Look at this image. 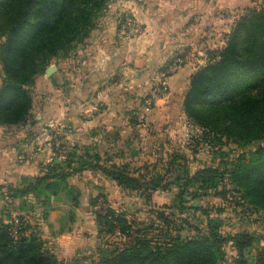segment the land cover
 <instances>
[{"label":"trees","instance_id":"16d2710c","mask_svg":"<svg viewBox=\"0 0 264 264\" xmlns=\"http://www.w3.org/2000/svg\"><path fill=\"white\" fill-rule=\"evenodd\" d=\"M104 3L105 0H0V19L7 38L1 52L7 81L0 90V124L25 122L33 109L25 86L46 72L52 60L67 54L78 35L92 29L93 17ZM207 58L208 62L190 78L183 102L185 115L206 131L205 140L211 135L218 141L242 145L264 141V7L242 16L227 36L225 46L208 50ZM84 151L82 155L76 150L70 152L62 162L55 159L45 166L44 176L21 188L8 187L10 197L23 199L25 208V199L31 195L46 204L65 191L77 206L79 194L68 179L90 169L101 171L124 190L137 192L147 208L153 205V193L177 187L176 199L182 211L187 209L185 198L194 197L191 190L195 186L201 190L215 188L228 179L242 199L264 214V146L194 173L185 156L173 154L162 172L150 171L149 176L139 178L131 176L127 166L107 167L101 164L98 153L90 148ZM75 157H79L78 167L72 166ZM93 205L101 207L96 212L99 236L119 238L120 242L113 244L109 252L101 251L98 262L90 264H218L221 248L227 244L238 255L235 264H264V246L254 258L246 255L257 243L253 234L225 235L221 223L207 211L203 212L204 227L197 229L196 235L182 238L165 209L148 211L145 207L129 220L131 216L124 211L111 209L106 198H97ZM148 213L150 219L140 220V214ZM174 231L177 236L172 235ZM0 264L60 262L48 249L40 225L16 216L0 224Z\"/></svg>","mask_w":264,"mask_h":264},{"label":"crops","instance_id":"0c3cea01","mask_svg":"<svg viewBox=\"0 0 264 264\" xmlns=\"http://www.w3.org/2000/svg\"><path fill=\"white\" fill-rule=\"evenodd\" d=\"M226 1L131 0L119 5L121 12H134L147 26L145 37L127 39L120 32L113 33V41L98 50L103 55V64L91 59L77 61V65L64 62L54 65L56 70L51 78L47 75L41 78L50 85L52 94L50 102L40 107L43 115L36 117L37 124L0 125V190L8 191L10 186L21 188L35 181L45 175V166L58 160L54 154L57 139L47 131L54 123L63 124L59 131L61 142L71 153L76 150L82 155L84 149L90 148L107 167L127 166L130 172L137 168L138 173L130 174L135 178L149 176L146 169H151V165L165 164L177 141L180 146L183 143L186 131L178 119L184 113L188 78L197 69L184 78L185 67L165 80L170 101H157L158 108L147 114L144 124L134 122L133 115L138 113L135 107L151 90L153 70L164 63L163 53L190 44L188 36L199 30L197 16L200 13L208 16L214 8H223ZM119 70L128 71L132 77L130 82L116 88L109 78ZM94 105L102 108L86 117L84 113ZM78 165L79 157H75L72 166ZM68 184L79 194L77 206L65 191L53 197L51 203L37 205L45 211L39 220L42 237L60 264H73L83 248L90 251L92 247L88 244L99 239L96 212L101 207L93 205L97 198H106L108 206L116 212L127 208L137 212L146 207L137 192L122 189L98 170L78 173L68 179ZM7 195L5 192L4 196ZM131 198H136L140 206L128 202ZM14 200L17 203L19 199Z\"/></svg>","mask_w":264,"mask_h":264},{"label":"rangeland","instance_id":"374dc122","mask_svg":"<svg viewBox=\"0 0 264 264\" xmlns=\"http://www.w3.org/2000/svg\"><path fill=\"white\" fill-rule=\"evenodd\" d=\"M129 1L131 0H105L102 10L96 13V17H93L92 29L89 30L86 35H84V33L78 35L75 42L72 44V49L68 51L67 54H62L61 58L52 60L51 66L56 64L59 65L64 62H73L72 64L77 65L79 64L78 62L87 59L101 62V64H103V60L101 61L103 55L101 51L98 50L103 44L111 43L113 41L111 38L113 33L120 32V25L123 16L128 14L134 16L143 25L144 32L139 36L123 37L127 39H140L145 37L147 26L143 24L136 15H134V12L130 10L121 12L120 10L119 5ZM223 6V8H212L213 10L208 13V16L204 13H200L197 16L199 22L197 29L199 30L193 32V35L188 36L189 40H192L190 44L182 46L180 50L173 51L169 49L163 53L164 63L153 70L151 90L148 94L142 96L138 101V107H135V112H138L136 115H133L136 119L134 121L135 123L144 124L148 117L147 114H150L158 108L160 102L157 101L165 100V103L170 101V99L167 98V90L165 88V80L168 77L178 74L181 69L187 67L185 74H183L184 78H187L186 75L189 76L193 70H198L202 64L205 65L208 62L207 51L222 49L226 44L227 36L233 31L237 21L249 12L263 8L264 0H227L223 3ZM3 27V21L0 19V90L4 87L5 82L7 81L1 58L3 45L7 41L6 36H4ZM65 55L66 57H64ZM54 73L48 78H51ZM45 76L46 72L44 71L35 76L32 79V82L25 86V90L28 91V94L32 98L33 109L30 111L29 117L21 124L24 127L37 124L38 121L36 120V117L38 115H43V111L40 107L45 103L47 104L50 102V95L52 94L50 92V85L47 84V81L43 82V79H41ZM131 77L132 76L128 71L119 70L109 78L110 80H108L109 83L118 88L120 85L130 82ZM188 79L190 80V78ZM119 94L120 96L122 95L121 93ZM34 104H36V107H34ZM133 104L135 105L134 102ZM99 108H102V106H91V108L87 109L84 114L86 117L93 116ZM178 122L181 123L186 131L182 139L183 143L180 146L177 141L174 150L168 152L170 154L168 155L169 157L173 154L185 156L188 159L190 171L192 173L206 167L217 166L222 159L228 161L230 158L239 155H249L259 147L264 146V141L242 145L230 143L225 140L218 141V138L215 137L213 139L211 135L210 138L205 140L203 139V136L205 137L204 132L206 131H204L199 125L193 123L185 113H183V116H180ZM62 125L54 123L47 127V131L53 135V139H57V142H55L56 149H58L56 144L62 143L61 139L63 137L59 132L62 129ZM63 143L65 142L63 141ZM63 147L66 148L68 156L70 151L66 144H60L58 150ZM55 153L56 152L54 151V154ZM58 160L60 159L58 158ZM151 167V169H146V171H148L147 173L150 171L152 173L162 172L164 164H162V166L159 164L156 166L151 165ZM136 170L137 168L134 169V172L131 171V173H138V170ZM227 181L228 179L215 188L201 190L199 189L200 186H195L196 188L191 190L194 197L187 196L185 198V207L187 209L184 211H182L176 199L178 191L177 187H171L169 191L159 190L153 193V205L152 207L148 205V208L146 207V209L148 211L151 209L155 211L165 209L168 217L171 219L170 222H174V226H177L178 232L181 233L182 238L192 237L197 234V229L204 227L205 216L203 215V212L207 211L212 218L221 223L223 234L229 235L246 232L253 234L256 237L257 243L246 255L249 258H254L257 255V252L264 246V241H261L264 240L263 211H258L247 199H242L241 193L235 191L233 186ZM5 192L9 194V191ZM5 192L0 190V224L2 222H8L11 218L16 216H23L25 219L29 220L32 225H35L36 223L39 224V220L44 217L45 211L38 209L37 205H39V200L35 199V196L27 197L25 200L28 203H26L25 208H23L21 199L16 203L13 198L11 199V194L4 196ZM8 196L9 198H7ZM30 199L36 201L34 207H31L32 202ZM10 200L11 202H9ZM139 200L140 202H144L141 199ZM128 202L135 205L137 204V207L140 206V203L136 198H131ZM124 213L131 216L129 220H132L133 217L137 216L135 211L128 210V208L127 210H124ZM153 216L156 217V215ZM139 218L140 220H148L150 219V215L149 213L140 214ZM173 233V236H177L175 231ZM152 234L156 236L157 232H153ZM106 239L107 238L104 239L99 237L95 244H88L92 247L91 250L87 251L86 247L83 248L73 264H90L89 259H91V262H98L101 257V251L102 253L109 252L113 248V244L120 242L119 238L113 237L109 240ZM237 259L238 255L236 251L231 244H227L221 248V259L218 264H235Z\"/></svg>","mask_w":264,"mask_h":264},{"label":"built area","instance_id":"2783aa9c","mask_svg":"<svg viewBox=\"0 0 264 264\" xmlns=\"http://www.w3.org/2000/svg\"><path fill=\"white\" fill-rule=\"evenodd\" d=\"M144 28L143 25L132 15L128 14L123 16V20L120 25V33L122 36H139L143 34ZM60 144L62 145L63 143H57L56 145L59 146ZM55 148V157L59 158L60 161L66 160L67 157V150L65 147L61 148L58 150Z\"/></svg>","mask_w":264,"mask_h":264},{"label":"water","instance_id":"95a60500","mask_svg":"<svg viewBox=\"0 0 264 264\" xmlns=\"http://www.w3.org/2000/svg\"><path fill=\"white\" fill-rule=\"evenodd\" d=\"M55 70H56V67L55 66H51L50 68L47 69L46 75L50 76Z\"/></svg>","mask_w":264,"mask_h":264}]
</instances>
